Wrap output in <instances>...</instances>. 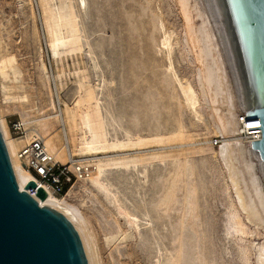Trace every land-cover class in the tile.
<instances>
[{
  "label": "rangeland",
  "instance_id": "1",
  "mask_svg": "<svg viewBox=\"0 0 264 264\" xmlns=\"http://www.w3.org/2000/svg\"><path fill=\"white\" fill-rule=\"evenodd\" d=\"M42 2L0 0V63L14 60L11 69L0 65V118L7 131V123L23 116L53 115V103L59 112L99 113L100 133L110 147L97 156L107 163L100 178L105 188L92 179L76 182L69 195L58 198L82 220L94 264H262L264 218L254 201L245 155L237 152L247 140L218 132L221 122L232 113L235 122L238 114L223 98L210 104L213 89H204L206 64L215 68L218 56L199 1L65 0L68 16L61 15L59 0ZM44 9L48 16L56 13L54 29L61 38L55 47ZM160 23L166 36H173L165 49ZM186 84L198 95L199 116L186 110ZM222 89L227 92L224 81ZM23 97L25 102L19 100ZM42 123L34 127L45 141L58 142L57 119ZM227 139L237 153L231 162L220 151ZM75 141L70 147L79 159ZM130 141L133 147H123ZM115 142L122 147H114ZM20 148L16 143L14 151ZM125 153L134 160L128 167L118 162ZM230 210L247 235L227 233Z\"/></svg>",
  "mask_w": 264,
  "mask_h": 264
},
{
  "label": "water",
  "instance_id": "2",
  "mask_svg": "<svg viewBox=\"0 0 264 264\" xmlns=\"http://www.w3.org/2000/svg\"><path fill=\"white\" fill-rule=\"evenodd\" d=\"M198 1L232 105L260 139L246 143L245 165L264 218V0ZM46 198L34 181L19 188L0 127V264H94L82 220Z\"/></svg>",
  "mask_w": 264,
  "mask_h": 264
},
{
  "label": "bare ground",
  "instance_id": "3",
  "mask_svg": "<svg viewBox=\"0 0 264 264\" xmlns=\"http://www.w3.org/2000/svg\"><path fill=\"white\" fill-rule=\"evenodd\" d=\"M48 2V1H51V0H43V2ZM65 0H59V3H60V8H61V15L62 16H65L67 15V13L69 12L68 9L69 8V5L68 3L66 4L64 2ZM82 1V0H81ZM42 2V3H43ZM183 2V1H182ZM180 2V4L182 3ZM46 4V3H45ZM51 4V3H50ZM183 4V5H182ZM181 4V9H182V15H183V18L185 20L184 23H186V25H188V23L190 22V17L188 16L187 14V10H185L186 8V4L183 2ZM48 5V4H47ZM82 5V4H81ZM44 6V5H42ZM45 12H43L45 15L44 19L49 22L51 24H48L50 26H47V32H48V36H49V40H50V45L52 47H55L56 44H58L57 42H60V38L57 37L58 34L55 33L56 30L54 29V18L56 16V13L54 12V14H52V16L54 15V17H51V13H49V16H48V12L49 11H46V9H44ZM59 10V9H58ZM51 11V10H50ZM71 13V12H70ZM69 13V14H70ZM68 16V15H67ZM74 17V16H73ZM66 19V18H64ZM69 19V17L67 18ZM70 20V19H69ZM71 21H72V18H71ZM74 21V20H73ZM68 22V21H67ZM70 22V21H69ZM75 22V21H74ZM62 23V22H61ZM206 23V22H205ZM71 24H75V23H70ZM58 25V24H57ZM69 25V24H68ZM67 25V26H68ZM69 25V26H70ZM68 26V27H69ZM74 26V25H72ZM55 27H56V24H55ZM71 28V27H70ZM191 28V27H190ZM160 29L164 32V28H163V25L162 23H160ZM72 30V29H71ZM70 31V30H69ZM68 31V32H69ZM167 32V31H166ZM73 35H75V33L72 32ZM191 35V33H189ZM57 35V36H56ZM164 39L162 40V46L168 48L171 44V39H172V34H169L166 36L165 32H164ZM188 35V34H187ZM193 35V34H192ZM205 35V34H204ZM190 37V36H189ZM175 39V38H174ZM71 40V39H70ZM62 41V40H61ZM194 41V39H193ZM198 41V40H197ZM195 43V42H194ZM161 44V43H160ZM50 46V47H51ZM203 46V45H202ZM164 47V49H165ZM206 50V49H205ZM208 50V49H207ZM201 53V52H200ZM169 54V53H168ZM202 54V53H201ZM206 54V53H204ZM171 55V54H170ZM169 55V56H170ZM209 55V53L207 52L206 56ZM205 56V55H204ZM12 57V56H10ZM209 57V56H208ZM217 57V56H216ZM205 58V57H204ZM198 60V63L201 62V65H202V56L201 55H198L197 58ZM208 59V58H207ZM206 60V59H205ZM214 60V59H213ZM212 60V61H213ZM216 60V59H215ZM13 58H7V59H3V61L0 63V65L2 66V68H12V63H13ZM212 63V62H211ZM200 64V63H199ZM203 64H206L204 59H203ZM215 65V68H213L210 65L206 64V67H205V71L203 72V75H202V80L204 82V89L210 90L213 89L211 91V94H209V101H210V104L212 105H216V103H219L218 100L223 98L226 100V103H231V100H230V97L229 95L227 94V92L222 89V86H223V77L219 74L221 72V69H220V65H219V62L217 60V62L214 64ZM203 66V65H202ZM202 68V67H201ZM204 68V66H203ZM3 70V69H2ZM6 71V70H5ZM170 71H172L173 73V78L175 79V81L177 82V84L179 85V87L181 89H183V83L180 82L179 78L177 77V75L175 74V72L173 71L172 69V66L170 65ZM220 75V76H219ZM172 78V79H173ZM202 80H200L202 82ZM187 83V82H186ZM176 85V84H175ZM186 87H188L189 89V95H185L184 96V99H185V104H186V107L188 110V113L191 114V115H194V116H197L198 114H200V101H199V98H198V95L195 93V91L193 90V88L191 87L190 84H186ZM203 89V88H202ZM205 90V91H206ZM204 91V92H205ZM203 92V91H202ZM207 92V91H206ZM206 94V93H205ZM223 95L225 97H223ZM93 97V96H92ZM91 98V96L89 97ZM92 99V98H91ZM91 99H89L88 101H90ZM12 100V99H10ZM20 101H24L26 100L25 97L19 99ZM222 101V100H221ZM10 102V101H9ZM18 102V101H17ZM89 103V102H88ZM53 111H54V114L53 115H50L48 117H42L41 119H34V120H30V119H27L26 117L23 116L22 118V122L24 123L25 127L27 128V136H26V139H20V140H14V139H10L8 137V133L6 131V128L4 127L5 124L3 123V121L1 120L0 118V127H1V130H2V133H3V136L5 138V142H6V145H7V148H8V152H9V155H10V159H11V162H12V165H13V169L16 171L17 173V177H18V185H19V188L21 190H23L25 188V185L26 183L29 181V176L23 172L22 168L20 167V165L18 164L19 162L17 161V159L15 158L16 156V152L17 151H14V148H15V144L17 143L18 145L21 144V146L23 145V143L27 140V138L29 137H38L40 139L43 140L47 150L53 155V157L55 158L56 161L58 162H61V163H67L69 162L71 159V157H74V154H73V150L71 151V147H70V144H72L75 140V143H76V146H74L76 148V151H77V157L79 158L78 160H80L79 164H81V166H83L84 169H86L87 167H90L92 172L90 173V176H89V179L88 180H85V181H82V183H86V182H89L91 181L92 179V182L94 183H97L98 186L100 187H103V189L105 188V185H103L104 183H101L100 182V178L103 176L104 174V170H105V167L107 166V163L105 162V160H103V158H98V154L99 152L103 151V149H106V144L105 143V139H104V133L101 134L100 133V125L102 123H97V119L100 117V115H98L99 113L96 111L95 113L93 114H89L88 113H77L73 111V113H70V111L68 110H63L61 112L56 110V106H55V103H53ZM232 105V104H231ZM94 107V106H93ZM98 107V106H97ZM213 107V106H211ZM96 108V107H95ZM214 108V107H213ZM77 109V108H76ZM93 109V108H92ZM91 109V110H92ZM75 110V109H74ZM87 110V109H85ZM90 110V111H91ZM98 110V109H96ZM214 110V109H213ZM218 110V109H217ZM216 110V111H217ZM72 111V110H71ZM88 111H89V107H88ZM93 111V110H92ZM99 111V110H98ZM202 111V110H201ZM215 111V112H216ZM87 112V111H86ZM100 112V111H99ZM203 112V111H202ZM91 113V112H90ZM27 114V113H25ZM24 114V115H25ZM215 115V114H214ZM237 115V114H236ZM235 115V116H236ZM199 116V115H198ZM202 115H200L201 117ZM229 116V115H228ZM233 116L234 114H230V116L228 117V119L226 118L225 119V122H221L220 124V127H218V132H220V134H223L224 136H230L231 134H233L234 132L236 133V129H235V122H234V119H233ZM29 118V116H28ZM101 118V117H100ZM49 119H57L58 123H59V127L61 128L60 129V134H61V139L59 137L58 138V142H55L52 140V138L50 140H48L47 142L45 141V139L43 138L41 132L37 129V127H34V125L36 126L38 123H42L44 122L45 120H49ZM230 119V120H229ZM100 120V119H98ZM219 120V119H217ZM221 121V120H220ZM224 121V120H223ZM219 122V121H218ZM43 127H45V124H43ZM103 128V127H102ZM103 130V129H102ZM215 131V130H214ZM180 132V131H179ZM117 141V140H116ZM116 144H114V147H117V148H120L122 147L123 144H121L120 142H115ZM128 143V142H127ZM142 142L139 141V144H141ZM74 144V143H73ZM134 143L130 141V143L126 144L125 146L123 145V147H133ZM229 144V140H225L223 142V145L221 146V156L222 158L227 162V160L230 158V156L234 155L236 153V150L234 149V147L230 144ZM75 145V144H74ZM138 145V144H137ZM142 145V144H141ZM108 150L110 147H107ZM245 148L246 146H242V144L239 145L238 149H237V152H239L242 156L245 155ZM107 150V151H108ZM14 151V152H13ZM105 151V150H104ZM62 153H65L66 154V159L65 160H62L60 159L61 158V154ZM122 154V153H121ZM126 154V153H125ZM237 154V153H236ZM244 154V155H243ZM124 155V154H123ZM114 156V155H113ZM112 156V157H113ZM118 156V155H117ZM122 156V155H121ZM116 157V155H115ZM110 159V158H109ZM75 160V159H73ZM231 160V158L229 159V161ZM109 161V160H108ZM243 161V160H242ZM18 162V163H17ZM119 164H121L122 166L124 167H128L130 164L134 163V160L132 158H130L128 156V154H126V156L124 155V157L118 161ZM231 162V161H230ZM118 164V165H119ZM229 164V162H228ZM117 165V166H118ZM110 166V164H109ZM116 166V165H115ZM246 166V165H245ZM239 175V174H238ZM93 177V178H92ZM238 177V176H237ZM233 179V178H231ZM240 182V181H239ZM81 183V182H79ZM233 183V182H232ZM235 183V181H234ZM236 185V184H235ZM244 186V185H243ZM236 188V186H235ZM98 189V188H97ZM71 191V190H70ZM107 191V190H106ZM238 192V191H237ZM71 193V192H70ZM247 193V192H246ZM69 195V194H68ZM247 198V197H246ZM64 199V198H63ZM63 199H55L53 198L51 195H48L47 198L45 199V201L43 202L44 203H52V204H56V205H59V206H62L74 213H76L75 211H73L72 209H69L66 207V205L62 202ZM239 200V199H238ZM241 201V200H240ZM244 203V202H243ZM249 203V202H248ZM247 203V204H248ZM246 204V203H245ZM246 204V205H247ZM250 205V204H249ZM251 206V205H250ZM246 207V206H244ZM252 208V206H251ZM244 209V208H243ZM252 212V211H251ZM250 213V212H249ZM77 214V213H76ZM79 217V216H78ZM260 221V220H259ZM263 223V222H262ZM225 230L227 231V233H230V232H238V234H246L247 235V231L246 229L243 227V225L241 224V222L239 221V219L237 218V214L234 212V211H231L228 212V215H227V224H226V228ZM246 247H243V248H240V252H241V259L244 261V263L247 262V259L248 257H246V252L247 250L245 249ZM259 250H264V244L262 245V247L259 249ZM260 257H262V254L259 255ZM264 256V255H263ZM264 257H262V260L260 261H263ZM259 260V259H258ZM249 262V261H248ZM248 264V263H247ZM264 264V261L263 263Z\"/></svg>",
  "mask_w": 264,
  "mask_h": 264
},
{
  "label": "built area",
  "instance_id": "4",
  "mask_svg": "<svg viewBox=\"0 0 264 264\" xmlns=\"http://www.w3.org/2000/svg\"><path fill=\"white\" fill-rule=\"evenodd\" d=\"M236 135L247 142L258 141L250 140L248 121L245 115L235 117ZM7 131L15 136V140L26 139L27 128L21 120L7 123ZM218 141H214L217 145ZM15 158L19 162L23 172L29 176V181H34L36 186L42 188L47 196L53 198H63L73 189L74 184L89 179L92 172L90 167L86 169L79 164L80 160L71 157L69 162L61 163L55 160L53 155L47 150L42 139L29 137L16 152ZM76 183V184H77ZM34 193V190H29Z\"/></svg>",
  "mask_w": 264,
  "mask_h": 264
}]
</instances>
